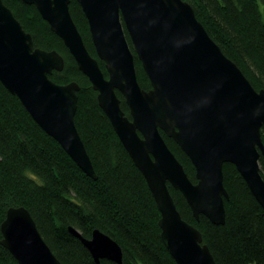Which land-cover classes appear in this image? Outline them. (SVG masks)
<instances>
[{"label": "water", "instance_id": "1", "mask_svg": "<svg viewBox=\"0 0 264 264\" xmlns=\"http://www.w3.org/2000/svg\"><path fill=\"white\" fill-rule=\"evenodd\" d=\"M23 1L37 7L98 92L100 106L153 192L170 254L178 264H216L201 230L182 217L168 183L183 193L196 218L203 214L224 224L230 197L224 164L229 162L264 207V88L253 86L186 0H76L108 77L85 44L70 11L71 0ZM135 53L151 81L149 90L139 83ZM64 67L63 55L35 46L32 34L0 0V81L77 165L98 179L75 122L81 86L50 78ZM117 91L125 97L131 118ZM161 130L190 157L197 182ZM1 229L2 244L19 264H63L25 206L10 207ZM69 230L97 262L123 264V249L109 234L97 228L87 238L74 226Z\"/></svg>", "mask_w": 264, "mask_h": 264}, {"label": "trees", "instance_id": "2", "mask_svg": "<svg viewBox=\"0 0 264 264\" xmlns=\"http://www.w3.org/2000/svg\"><path fill=\"white\" fill-rule=\"evenodd\" d=\"M3 1L32 34L35 46L63 55L64 69L54 70L50 78L60 84H80L75 122L98 179L88 176L34 120L20 98L0 81V264H19L1 242V224L12 206L29 209L63 264H119L109 259L97 262L69 230L70 226L87 238L97 228L109 234L123 249V264H178L162 239L161 212L153 192L100 106L90 79L34 4ZM186 1L253 86L263 89L264 0ZM70 11L87 48L98 58L88 19L76 0H71ZM98 60L108 77L105 62ZM135 63L139 83L144 89H151V81L136 53ZM117 93L123 110L131 118L125 97L120 91ZM161 132L189 177L197 182L190 157L173 138ZM261 132L264 142V126ZM260 166L264 177V154L260 156ZM224 184L230 195L225 200L226 221L215 224L203 214L196 218L183 193L168 183L182 217L201 230L216 264H264V207L236 166L229 162L224 164Z\"/></svg>", "mask_w": 264, "mask_h": 264}]
</instances>
